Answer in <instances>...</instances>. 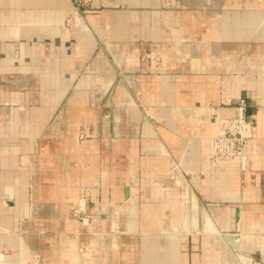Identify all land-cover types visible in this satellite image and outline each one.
I'll return each mask as SVG.
<instances>
[{"label": "crops", "instance_id": "1", "mask_svg": "<svg viewBox=\"0 0 264 264\" xmlns=\"http://www.w3.org/2000/svg\"><path fill=\"white\" fill-rule=\"evenodd\" d=\"M239 115L246 162L215 160ZM140 187L180 218L168 233L188 201L225 232L240 211L245 253L264 256V0H0V264H97L71 208L94 195L130 227Z\"/></svg>", "mask_w": 264, "mask_h": 264}, {"label": "rangeland", "instance_id": "2", "mask_svg": "<svg viewBox=\"0 0 264 264\" xmlns=\"http://www.w3.org/2000/svg\"><path fill=\"white\" fill-rule=\"evenodd\" d=\"M245 162L246 160L243 163ZM147 190L149 188L140 187L138 193L136 192L135 214L137 215L129 216L130 227L128 223L123 222L127 218L123 211L124 208L117 207L116 212L122 217L117 219L119 223L116 229L113 228V219L111 217L114 211L112 205L104 208L100 205L101 201H97L96 196L90 194L81 195L79 201L70 210V219L75 222L76 227L75 231L69 236L70 239H75L74 244L77 254L81 257L87 254L91 255L92 261L98 260L97 264H100V262L102 264H140L143 256V260L147 264L151 259L154 260L155 258L153 257L155 256L157 259L165 257L168 251L172 252L176 247L175 252L178 257L174 260V264H211V262H215V264H230L227 261L233 260L226 258L230 253L235 256L234 259L236 261L231 264H242L237 255H243L251 260L253 258L251 264H264V256H262L260 250L256 249L248 253L252 258L245 253L243 244L246 239L240 242V252H234L229 243L228 247L231 252L224 248L223 242H228L224 237L227 232L220 231L222 230L220 221L212 217V203L210 202L198 201L196 203L188 201L186 207L191 215L187 219L189 224L186 228H182L180 232L168 233L167 228H165L166 222L171 221L172 226H175V224H179L180 218L175 216L168 218L160 215L163 213L161 211L163 203L152 200V194L147 192ZM195 204L199 207V211L196 209ZM217 205L220 210H225L232 204L216 203ZM260 205H263V203H248L243 206L251 210L258 209ZM146 209L149 210L148 216L144 215ZM206 214L211 217L219 230L216 227L215 232H207L205 230L203 216ZM102 215L110 217L105 221L104 226H102L103 224L101 225V222H103L101 219ZM203 227L208 237L201 230ZM242 229H244V218L243 214L240 213V238L245 237ZM189 230H194L197 233H190ZM84 238H86V241H84ZM80 239L82 241H79ZM87 240H90L95 246L92 250L89 249ZM106 246L110 249L106 248ZM208 254L210 259L207 258ZM211 258L213 261H211Z\"/></svg>", "mask_w": 264, "mask_h": 264}, {"label": "built area", "instance_id": "3", "mask_svg": "<svg viewBox=\"0 0 264 264\" xmlns=\"http://www.w3.org/2000/svg\"><path fill=\"white\" fill-rule=\"evenodd\" d=\"M247 123L243 115L222 122L220 133L213 141L212 156L217 161L246 160L247 139L244 135Z\"/></svg>", "mask_w": 264, "mask_h": 264}, {"label": "bare ground", "instance_id": "4", "mask_svg": "<svg viewBox=\"0 0 264 264\" xmlns=\"http://www.w3.org/2000/svg\"><path fill=\"white\" fill-rule=\"evenodd\" d=\"M82 204H83V203H82ZM236 218H237V221H236L235 230H234L233 232H227V233H225V235H224L225 239H226L228 242H223V243H224L223 245H225L224 248H226L228 252H231V250H229L228 243H229V245L231 246V248H232V250H233L234 252L240 250V242H241V240H242V238H240V236H239V232H240V211H237V212H236ZM210 220H211V219H209V217H208L207 215L204 216V226H205V230H206L207 232H215L216 228H215V226L212 225V223H211ZM203 228H204V227H203ZM217 231H218V230H217ZM205 234H207V233H205ZM218 235H219V234H218ZM220 235H221V234H220ZM221 238H222V237H221ZM221 238H220V240H221ZM222 241H224V240H222ZM232 244H234V245H238V248H239V249H234V248L232 247ZM220 247H222V246H220ZM239 252H240V251H239ZM234 257H235V256H234L233 254L230 253L226 258L229 259V260H233V261H227V262H229L230 264H231V263H234V261H235ZM237 258L239 259V261H240L242 264H251V263H252V260H251V259H249L248 257H244L243 255H237ZM237 258H236V260H237ZM235 262H236V261H235ZM237 264H239V263H237Z\"/></svg>", "mask_w": 264, "mask_h": 264}, {"label": "water", "instance_id": "5", "mask_svg": "<svg viewBox=\"0 0 264 264\" xmlns=\"http://www.w3.org/2000/svg\"><path fill=\"white\" fill-rule=\"evenodd\" d=\"M232 247H233L234 249H239V248H238V245H234V244H232Z\"/></svg>", "mask_w": 264, "mask_h": 264}]
</instances>
